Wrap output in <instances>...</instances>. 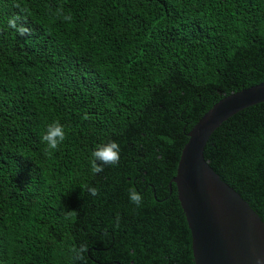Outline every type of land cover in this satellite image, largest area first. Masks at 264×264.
<instances>
[{
	"label": "trees",
	"instance_id": "trees-1",
	"mask_svg": "<svg viewBox=\"0 0 264 264\" xmlns=\"http://www.w3.org/2000/svg\"><path fill=\"white\" fill-rule=\"evenodd\" d=\"M263 80L264 0H0V264H194L171 183L181 150L215 103ZM54 120L66 139L49 156ZM110 140L119 164L93 173ZM203 156L264 223V103Z\"/></svg>",
	"mask_w": 264,
	"mask_h": 264
},
{
	"label": "water",
	"instance_id": "water-1",
	"mask_svg": "<svg viewBox=\"0 0 264 264\" xmlns=\"http://www.w3.org/2000/svg\"><path fill=\"white\" fill-rule=\"evenodd\" d=\"M264 103V80L215 103L192 127L171 180L191 233L194 264H264V223L203 156L227 119Z\"/></svg>",
	"mask_w": 264,
	"mask_h": 264
},
{
	"label": "clouds",
	"instance_id": "clouds-1",
	"mask_svg": "<svg viewBox=\"0 0 264 264\" xmlns=\"http://www.w3.org/2000/svg\"><path fill=\"white\" fill-rule=\"evenodd\" d=\"M70 19V17H65ZM41 143L45 144V152L49 156L59 148V146L65 141L66 133L64 125L58 120H54L46 125L45 131L40 137ZM120 146L115 141H107L105 143H99L95 146V149L91 152V159L89 161L91 171L93 173H100L104 171V165L117 166L120 159ZM87 191L92 196H97L99 190L95 187H88ZM129 200L137 207L142 204L143 197L139 194L135 188L129 189ZM75 213V211H68L66 218ZM115 227H119V217L116 218ZM86 250V246L81 245V251Z\"/></svg>",
	"mask_w": 264,
	"mask_h": 264
}]
</instances>
